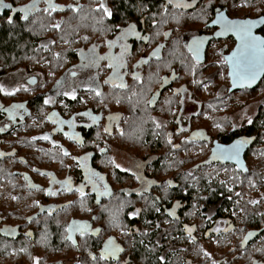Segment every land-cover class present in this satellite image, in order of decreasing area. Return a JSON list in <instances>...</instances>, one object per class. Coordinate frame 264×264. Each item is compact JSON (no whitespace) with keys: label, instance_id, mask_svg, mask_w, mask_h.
<instances>
[{"label":"flooded vegetation","instance_id":"1","mask_svg":"<svg viewBox=\"0 0 264 264\" xmlns=\"http://www.w3.org/2000/svg\"><path fill=\"white\" fill-rule=\"evenodd\" d=\"M101 2L110 17L95 10ZM183 2L189 7L51 0L53 11L46 0H29L34 6L21 12L2 0L10 7H0V19L29 16L38 38L25 66H0V264H264V78L231 91L223 58L237 41L215 37L221 29L212 23L218 14L264 15L256 0ZM128 25L148 40L121 41L119 87L106 82L109 61L95 58L118 56L121 48L107 42ZM194 38L202 41L199 61ZM13 105L22 107L10 115ZM240 138L249 142L238 160L214 153ZM73 221L89 232L67 239ZM50 225L58 240L48 237ZM109 238L122 251L93 261Z\"/></svg>","mask_w":264,"mask_h":264},{"label":"snow or ice","instance_id":"2","mask_svg":"<svg viewBox=\"0 0 264 264\" xmlns=\"http://www.w3.org/2000/svg\"><path fill=\"white\" fill-rule=\"evenodd\" d=\"M46 2L49 4V7L56 11L58 6L51 3V0H46ZM167 3L172 5L173 8L179 9V8H185L189 7L188 4L184 3L183 0H167ZM34 6V5H33ZM33 6H26L25 8L21 9H12V11H21V12H27L29 10V7ZM0 7H10V5H6L2 3V0H0ZM71 7V6H70ZM78 9L77 7H71V10L73 12H76ZM60 10H63L60 8ZM96 11H102L104 17H110L111 12L108 10V8L105 6L103 2H101L98 5V8L95 9ZM9 23H11V17H9ZM257 20L255 19H246V20H229L226 19L222 15H217V18L212 21L213 24H219L221 25V32L216 33V35H222L224 32L231 31L234 32L238 38V45L236 50L232 53V55L228 57H224L223 60L226 64L229 65V77L231 78L232 86L235 87L239 85L240 87H244L246 85H250L252 82L256 80L258 75L262 72H264V38L258 37L253 35L252 29L257 24ZM259 23L264 24V18H261ZM53 27L58 28L59 25H54ZM128 35H135L138 39H144L148 40V37H141L139 32L136 31L135 25H128L126 28L120 29V35L116 38V40H110L107 42L108 47L111 49L112 47L119 46L121 48V52L118 56H114L111 52L106 54L105 56H99L96 57V60H107L109 61L108 66L113 69L112 77L106 81L107 83H115L116 81H120L119 87H126V85L122 82V77L120 75L119 70L124 67V61L123 57L125 53L127 52V45L124 43H121ZM167 35V34H165ZM201 40L199 38H194L192 41V44L190 46L192 54H193V60L199 61V50H200V44ZM94 52V49L92 50ZM159 48L153 50L151 55L156 56L158 55ZM146 62V61H141ZM75 75V73H72ZM133 78L139 81V76L133 73ZM60 83L59 81L57 82ZM4 90L0 88V92H3ZM179 91V90H177ZM6 95H11L12 93H5ZM100 93L97 92V95ZM65 95H68V93H65ZM50 102L49 99H45L44 103L48 104ZM22 107V105H13L10 109H7L9 111L10 115L15 111V109ZM54 115V114H53ZM85 115V114H81ZM90 115V114H89ZM92 120H95L96 117L90 116ZM251 123V120L248 121ZM60 123H65L64 121H60ZM71 124V121L68 122ZM159 127V125H157ZM216 127H219V125H215ZM183 131V129H181ZM105 131H108L106 128ZM196 135H202L201 133H196ZM44 139H47L48 137H43ZM79 140V138H76ZM249 141L240 138L234 141V143L226 148H220L218 145L216 149H214L215 152H220L224 158L226 159H237L239 157V152L241 149L245 146L246 143ZM103 151V150H101ZM68 153L65 152L64 155H67ZM82 160H85L86 157L81 158ZM114 163V162H113ZM115 167L119 168V165H115ZM122 171H126L125 169H121ZM90 170L86 169V172H89ZM43 174V173H42ZM95 173H90V175H86V179H91V176H95ZM65 185H70V181H64L62 182ZM93 188L95 190V184H93ZM67 190V189H66ZM77 191L80 192V195L83 197L85 195L83 191V187L77 189ZM105 192H107V188H105ZM48 195H55L54 192H46ZM252 203H256V201H252ZM159 211V209H157ZM136 212L138 213L139 210L137 209ZM136 213H132L130 215H135ZM168 215H174V212L168 211ZM77 231L80 233V235L83 237L86 233L89 232V226L85 222H76L73 221L69 225V235L67 236V239H72V232ZM98 231V230H96ZM187 231L191 232V229H187ZM122 251V249L115 243V241L112 238L107 239L103 247L99 251V256H91V259L93 261H106L109 258L115 259L117 253ZM91 255V254H90Z\"/></svg>","mask_w":264,"mask_h":264},{"label":"trees","instance_id":"3","mask_svg":"<svg viewBox=\"0 0 264 264\" xmlns=\"http://www.w3.org/2000/svg\"><path fill=\"white\" fill-rule=\"evenodd\" d=\"M9 1L10 5L23 8L27 6L29 0ZM256 1L259 3L258 7L260 15H264V3L261 4V0ZM122 7L121 13L125 12L123 9L124 7ZM126 12L130 13V11ZM7 18L8 14H5V16L0 19V66L2 69H7L8 67H12L14 65L25 66V57L36 45L35 37L38 38L37 34L34 35L32 32V22L35 21L31 20L29 16L27 18H23L17 15L14 17L12 16L11 23H9V19ZM39 22H43V18H40ZM49 227L50 232L48 237L54 236L56 240H58L59 236H61L59 229L54 225H50ZM18 241L20 240H6L4 243H7L9 248L12 247L17 250L19 247H23V245H21ZM10 263H12V260Z\"/></svg>","mask_w":264,"mask_h":264},{"label":"water","instance_id":"4","mask_svg":"<svg viewBox=\"0 0 264 264\" xmlns=\"http://www.w3.org/2000/svg\"><path fill=\"white\" fill-rule=\"evenodd\" d=\"M224 17H225L226 19H229V20H242V19H230L228 16H226V14H225ZM261 18H264V16H261V17L255 19V20H257L258 22H257V24H256V25L253 27V29H252V33H253V35H255L256 31L261 30V29L264 28V24L259 23V21H260ZM217 25H218V26L220 27V29H221V25H219V24H217ZM255 36H256V35H255ZM215 37H217V38H228V37H233V38L237 41V45H238V43H239L236 34H235L234 32H231V31L224 32L222 35H215ZM258 37L264 38V37H262V36H258ZM209 38H210V37H209ZM237 45H236V48H237ZM236 48H235V50H236ZM235 50H234V51H235ZM231 55H232V54H231ZM228 73H229V72H228ZM228 76H229V75H228ZM229 78H230V77H229ZM263 78H264V72L260 73V74L258 75V77L256 78V80H255L254 82H252L250 85H246V86H244V87H240L239 85H237V86H235V87L232 86L231 91L239 90V89H242V88L253 89V88H255L257 85H259V83L263 80ZM172 79H173V78H172ZM230 82H231V78H230ZM231 85H232V83H231ZM164 87H166V85H165ZM162 89H163V86L157 91V93H159Z\"/></svg>","mask_w":264,"mask_h":264},{"label":"rangeland","instance_id":"5","mask_svg":"<svg viewBox=\"0 0 264 264\" xmlns=\"http://www.w3.org/2000/svg\"><path fill=\"white\" fill-rule=\"evenodd\" d=\"M263 3H264V0H261V4H263ZM246 8H247V9H246V11H247V10H248V7H246ZM246 11H245V12H246Z\"/></svg>","mask_w":264,"mask_h":264}]
</instances>
